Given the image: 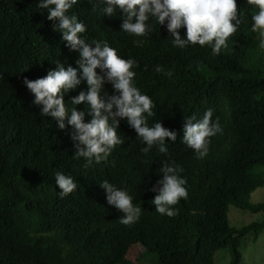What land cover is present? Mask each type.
I'll return each instance as SVG.
<instances>
[{
    "label": "trees",
    "instance_id": "1",
    "mask_svg": "<svg viewBox=\"0 0 264 264\" xmlns=\"http://www.w3.org/2000/svg\"><path fill=\"white\" fill-rule=\"evenodd\" d=\"M36 2L0 0V264H121L134 243L159 264H219L214 254L222 248L229 250L228 264H239L241 239L247 234L255 239L264 230V217L240 227L230 226L227 218L230 204L264 213V203L249 201L250 192L264 185L256 172L264 165V52L258 51L255 34L242 21L228 47L212 56L199 46L169 47L166 30L153 25L141 38L143 45L134 47L133 37L119 30V13L100 17L80 0L69 13L85 24L82 35L89 42L106 40L118 55L137 62L135 83L155 105L150 126L159 120L177 133L172 142L165 138L167 155L155 147L145 155L121 120L116 131L123 143L108 162L83 167V160L71 157L69 126L59 130L50 117H41L22 83L25 77L44 76L56 60L75 67L78 58ZM157 64L172 76L156 73ZM104 87L111 94V86ZM83 88L82 81L65 94V104ZM209 108L221 131L209 138L207 154L197 158L181 143L183 117L195 112L199 118ZM160 155L182 167L187 198L173 206V217L152 208L133 224H120L121 214L106 203L98 183L128 187L132 203L140 205ZM56 171L77 182L63 199L53 182ZM125 264L133 263L125 256Z\"/></svg>",
    "mask_w": 264,
    "mask_h": 264
},
{
    "label": "clouds",
    "instance_id": "2",
    "mask_svg": "<svg viewBox=\"0 0 264 264\" xmlns=\"http://www.w3.org/2000/svg\"><path fill=\"white\" fill-rule=\"evenodd\" d=\"M79 2H36V8L46 11V19L54 21L52 29L59 33L64 47L76 52L78 58L74 61L75 67L56 60L55 68L44 76L34 80L25 77L22 83L32 96L31 104L38 106L41 117H50L57 129L69 126L74 150L71 157L83 160V167L108 162L114 148L123 143L116 131L121 120L130 128V138L143 145L139 149L142 154H148L155 147L159 153L167 155L169 143H165V138L172 142L177 133L163 127L159 120L150 126L148 118L154 115L155 105L135 83L133 69L137 62L131 56L125 59L118 55L106 40H86L82 35L86 32L85 24L74 13H69ZM87 3L100 17L119 13V30L133 37L134 47L143 45L141 38H147L155 25L161 32V28L166 30L163 33L168 37L165 41L169 47L183 50L199 46L210 49V54L216 56L228 47L229 37L243 21L247 24L246 30L255 34L258 51L264 52V0H87ZM241 8H247L251 14L246 16ZM154 71L172 76L171 70L165 71L159 64ZM82 81L85 88L70 97L66 105L65 94L75 90ZM105 84L111 86V94ZM81 103L83 110H77L75 106ZM85 115L89 117L86 122ZM212 115L210 108L199 118L195 112L184 114L181 143L197 158L207 154L209 138L221 131L218 118L212 119ZM158 158L145 193L139 197L141 206L132 203L128 187L120 185L118 188L108 180L98 183L104 190L106 203L121 214L120 224L131 225L144 210L151 212L152 208L157 214L173 217L176 215L173 206L187 198L186 180L180 175L182 167L162 155ZM53 182L61 199L77 188L76 180L61 171L53 174Z\"/></svg>",
    "mask_w": 264,
    "mask_h": 264
},
{
    "label": "rangeland",
    "instance_id": "3",
    "mask_svg": "<svg viewBox=\"0 0 264 264\" xmlns=\"http://www.w3.org/2000/svg\"><path fill=\"white\" fill-rule=\"evenodd\" d=\"M256 172L262 173L264 177V165L256 167ZM251 203H264V185L255 188L249 194ZM264 217L262 211L250 212L246 209L238 208L232 204L228 205V224L232 227H240L252 221L261 220ZM239 250L241 260L239 264H264V230L254 239L252 234L245 235L240 242ZM125 255L133 264H159L153 253L143 254V248L139 243L132 244ZM125 256L123 263L125 264ZM214 259L219 264H228L230 253L227 248L219 249L214 254Z\"/></svg>",
    "mask_w": 264,
    "mask_h": 264
},
{
    "label": "bare ground",
    "instance_id": "4",
    "mask_svg": "<svg viewBox=\"0 0 264 264\" xmlns=\"http://www.w3.org/2000/svg\"><path fill=\"white\" fill-rule=\"evenodd\" d=\"M161 156V155H160Z\"/></svg>",
    "mask_w": 264,
    "mask_h": 264
}]
</instances>
